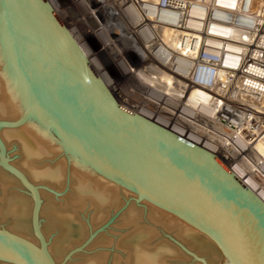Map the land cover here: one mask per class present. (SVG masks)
I'll use <instances>...</instances> for the list:
<instances>
[{
    "label": "water",
    "instance_id": "95a60500",
    "mask_svg": "<svg viewBox=\"0 0 264 264\" xmlns=\"http://www.w3.org/2000/svg\"><path fill=\"white\" fill-rule=\"evenodd\" d=\"M0 33L29 97L18 118L0 119V129L37 111L98 172L211 236L234 264H264L261 198L214 153L121 107L48 0H0ZM0 167L31 196L39 241L35 247L0 229V260L53 264L40 229V187L9 163L1 138Z\"/></svg>",
    "mask_w": 264,
    "mask_h": 264
},
{
    "label": "built area",
    "instance_id": "2783aa9c",
    "mask_svg": "<svg viewBox=\"0 0 264 264\" xmlns=\"http://www.w3.org/2000/svg\"><path fill=\"white\" fill-rule=\"evenodd\" d=\"M48 1L90 57H104L106 41L127 44L133 68L166 90L172 125L187 129L178 135L214 153L264 202V0ZM106 18L132 33L102 42L90 30Z\"/></svg>",
    "mask_w": 264,
    "mask_h": 264
},
{
    "label": "bare ground",
    "instance_id": "6f19581e",
    "mask_svg": "<svg viewBox=\"0 0 264 264\" xmlns=\"http://www.w3.org/2000/svg\"><path fill=\"white\" fill-rule=\"evenodd\" d=\"M119 12L118 14L121 15ZM118 24L117 20L106 18L96 23L93 29L90 30V33L95 34L104 42L111 33H114V37L119 38L122 35L126 36L125 32L130 34L132 31V27H129L125 31ZM81 30L77 33L78 36L82 35ZM107 43V41L103 43L106 46V49L102 51L104 57L99 55L90 57L86 46L81 43L79 45L83 47L90 63L93 61L95 64H98L97 68L92 67L114 95L115 90H113V86L115 88L118 85L119 79H121L120 85L127 84L129 87L134 86L139 91H144V97L135 101L125 95L137 107L138 111H133V109L126 106L124 108L141 114L159 125L169 127L170 129H168L176 134L180 135L182 130L187 132V129L184 127V129H181L175 123L172 125L173 122H176L172 121L176 115L171 116L166 109V105H164L167 94L166 90L163 88H152L154 87L155 75L142 73L141 71L137 72L136 68H133L135 63L131 62V58H128L127 56L129 55L123 50L127 49L124 47L127 44L122 43V49H117ZM125 58H128L129 62ZM108 66H112L118 72L119 78H113L109 75ZM121 89H123L122 86L118 88L120 92ZM130 92L132 91L129 89V95H131ZM28 101L29 97L8 59L0 33V119L12 120L18 118L24 111ZM120 105L122 107V104ZM0 138L5 145L8 159L11 152H14L19 157L15 163L13 161H9V163L22 171L32 183H45L48 187L57 188L56 191L61 188L64 189V186L67 188L65 193L63 191L64 195L61 199L55 201L51 198L50 201L49 219L58 226L60 222L66 223L71 219L79 220L80 223L81 220L86 219L89 228L94 229L96 224L100 225V223L106 220L111 210L117 211L119 208L121 209L123 207V199L127 196L141 198L137 193L98 172L81 156L71 151L68 145L54 134L37 111L34 112L29 120L18 127L0 129ZM258 149L264 154L261 141ZM0 170L1 178L11 177L6 174L7 171L5 169L6 172H3L2 167ZM14 179L15 177L11 178V180L9 179L12 185L8 182L9 180L7 181L8 183L0 181V225L11 228L12 226L15 228L19 227L20 225L13 221V219L16 216L20 217L22 215L26 217L29 212L31 215L30 209L32 207L31 196L29 194L30 197L21 195L18 190L19 187H17L19 185L15 184L17 181ZM56 193L58 194V192ZM40 195L42 194L40 193ZM141 200H143V204L147 210L145 213L147 225H140L139 220L143 218L142 214L144 213L141 212V208H138L139 210L136 209L135 205L130 201L131 204L127 205L128 208H124L126 210H124V213L122 212L121 219L119 218L120 220L114 225L117 229L119 228L118 226H122V228L124 226L128 227L129 232L127 236L124 234L118 235V233L114 236L110 232L112 228H109L111 230L108 231V229L107 232H103L104 234H102L101 238H98L100 235L98 234L96 238L93 236L90 241L88 240L82 251L77 253V250H75L76 252L73 251L75 252L74 254L70 253L67 260H63V253H66L67 247L57 241L58 238L56 236L59 234L54 235L55 238H50L41 227L40 217L43 214V207L45 205L41 203L39 211L40 229L45 238L47 252L53 264H169L167 262L168 258L180 256L179 252L169 244L164 246L151 244V238L157 234L156 228L152 224H159L165 230L174 229L178 232L176 233L180 238H185L187 234H190L189 232L196 233V230L199 229L182 217L157 206L145 198H141ZM54 227L56 226L54 225ZM125 236L135 238L136 243L129 247L123 245L125 242L122 243V241L126 238ZM25 238H27L26 241L35 247H39V241L34 235L25 236ZM209 238L211 239L212 237L209 236ZM214 241L220 247L217 241ZM69 245L71 246L72 242ZM220 249L226 256L225 259L223 258V264H234L225 251L221 247ZM0 264L12 263L0 260Z\"/></svg>",
    "mask_w": 264,
    "mask_h": 264
},
{
    "label": "rangeland",
    "instance_id": "374dc122",
    "mask_svg": "<svg viewBox=\"0 0 264 264\" xmlns=\"http://www.w3.org/2000/svg\"><path fill=\"white\" fill-rule=\"evenodd\" d=\"M91 44L96 47V43L91 42ZM81 48L84 51L83 47H81ZM91 63H92V66L94 68H97L98 64H95V62H93V61ZM108 68H107V70H108L109 75L111 77H113V78H117L118 77V72L115 71L112 66H108ZM120 81H121V79L118 80V85L115 86V88L113 86V90H115V92H114L115 95L112 93L114 98L119 102V104H122L123 108L126 106L127 108H131V109L133 108L134 110L138 111L137 107H135L133 105L132 101H129L126 96H129L131 100L135 101L137 99H140V98L144 97V91L143 90L139 91V89H136L134 86L129 87V86H127V84L120 85V83H121ZM128 84H130V83H128ZM121 86H122L123 89H121V92H120L118 90V88H120ZM129 89L132 91V92H130L131 95H129ZM18 159H19L18 155L15 154L14 152H11L9 154V161L10 162L13 161L15 163L16 161H18ZM0 169H1V167H0ZM2 170H4V169L2 168ZM0 172H1V170H0ZM3 172H6V171L4 170ZM6 174L8 176H11V177H9V178L8 177L1 178V176H0V181L1 182H4V181L7 182L9 179L11 180V178H14L11 174L9 175L8 172H6ZM10 180L8 182H10ZM14 180L17 181L15 184L19 185V186H17V187H19L18 188L19 193H21V195H23V196H29L28 193L20 185L18 180L16 178ZM10 183L12 185V182H10ZM35 185H38L40 187L39 190H40V193L42 194L41 195L42 204H45L44 207H43V214L41 215L42 218L40 217L41 227H42L43 231L46 234H48V236L50 238H55L57 233L59 234V235L56 236L58 238V240H57L58 243H60V244L64 245L65 247H67L66 248V253L65 252L63 253L64 254L63 255V260L64 259L67 260L68 257H69V254L70 253L74 254L76 252L75 250H77V253L79 251H82V249L84 248V246L86 245L88 240L90 241V239L93 238V236L96 238V236L98 234H100L98 236V238H101L102 234L107 232V230L109 228H112V230L109 229L108 231L111 230L110 232H112L114 236L117 233H118V235H120V234L123 235L124 234V235L127 236V233L129 232V228L128 227L124 226L122 228V226L121 227L118 226L119 228L117 229V227L114 226V225L116 224V222H118L121 219L122 212L124 213V210H126L124 208H126V207L128 208L127 205H130L131 202H132V204L135 205L136 209L141 208V210H142L141 212L144 213V214H142L144 219L141 218L139 220L140 221V225H142V226L143 225H147L146 218H145L146 217L145 213L147 212V210H146L145 205L143 204V200H141V198L139 199L138 197L131 198L130 196H127L126 198L123 199V207L121 209L119 208L117 211L111 210L108 213V216L106 217V220H104V222L100 223V225L96 224V227H94V229H90L89 228V225L86 223L87 222L86 219L85 220H81V223H80L79 220H78L79 221L78 222L77 220L71 219V220H68L66 223L65 222L64 223L60 222V224L58 226L57 224H54L51 221V219H49L50 218L49 217V214H50L49 211H50V208H51V206H50L51 202L50 201H51V198H53L52 200H55V201L61 199V197L64 195L65 191L67 190V188L64 186V189L61 188V189H58L60 191H58V190L56 191L57 188L55 189L53 187H48L47 185H45V183L43 184L41 182H38ZM21 191H23V192H21ZM63 191H64V193H63ZM56 192H58V194ZM30 199H31V197H30ZM136 199H138V200L136 201ZM31 205H32V203H31ZM16 217L13 219V221H15L17 224H19L20 225L19 227L15 228L14 226H12V228H11V227H7V226L5 227V226L0 225V229L8 231V232H10V233H12L14 235H17V236H19V237H21V238H23L25 240L27 239V238H25V236L34 235L33 232H32V228H31L30 212H29L28 216H26V217L24 215H22L20 217L19 216H16ZM49 220H50V222H48ZM52 223L56 227H54V225ZM152 225H153L154 228H156V233L157 234H156L155 237L151 238V240H150L151 244L152 245L159 244V245H162V246L169 244L170 246L175 247L176 250L179 252L180 256H175V257H169L168 258L167 262L169 264H204V262H205V264H223L224 263L223 258L224 259L226 258L224 252L220 249V247L216 244V242L212 238L210 239L209 236L207 234L203 233L202 231L196 230V233L189 232L190 234H187L185 236V238H183V237L180 238L177 235L178 232L175 231L174 229L173 230H165L164 228L159 226V224L158 225L157 224L156 225L152 224ZM57 228H59V229H57ZM82 228H84V229H82ZM54 229H57V230H54ZM81 230H83L85 232H83ZM57 231H59V232H57ZM60 232H61V234H60ZM71 242H72V245H71L72 249H71V246L69 245V244H71ZM123 242H125V243H123ZM122 243H123V245H126L127 247H129L132 244H135L136 240H135V238H132L131 236H129V237L124 238ZM69 246H70V248H69ZM73 251H75V252H73Z\"/></svg>",
    "mask_w": 264,
    "mask_h": 264
}]
</instances>
